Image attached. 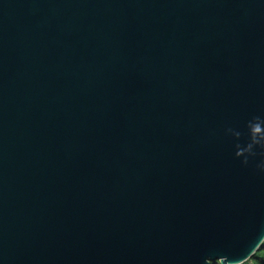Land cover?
Returning a JSON list of instances; mask_svg holds the SVG:
<instances>
[{"label": "water", "instance_id": "95a60500", "mask_svg": "<svg viewBox=\"0 0 264 264\" xmlns=\"http://www.w3.org/2000/svg\"><path fill=\"white\" fill-rule=\"evenodd\" d=\"M263 241L264 0H0V264Z\"/></svg>", "mask_w": 264, "mask_h": 264}, {"label": "trees", "instance_id": "16d2710c", "mask_svg": "<svg viewBox=\"0 0 264 264\" xmlns=\"http://www.w3.org/2000/svg\"><path fill=\"white\" fill-rule=\"evenodd\" d=\"M211 263L222 264L220 260H212ZM239 264H264V241L252 256Z\"/></svg>", "mask_w": 264, "mask_h": 264}]
</instances>
